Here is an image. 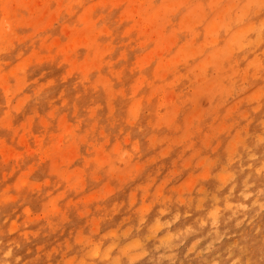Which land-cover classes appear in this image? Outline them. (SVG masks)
<instances>
[{
  "label": "rangeland",
  "instance_id": "obj_1",
  "mask_svg": "<svg viewBox=\"0 0 264 264\" xmlns=\"http://www.w3.org/2000/svg\"><path fill=\"white\" fill-rule=\"evenodd\" d=\"M0 264H264V0H0Z\"/></svg>",
  "mask_w": 264,
  "mask_h": 264
}]
</instances>
